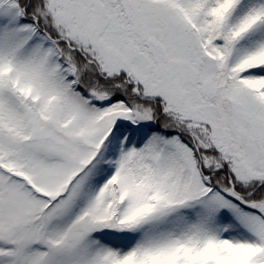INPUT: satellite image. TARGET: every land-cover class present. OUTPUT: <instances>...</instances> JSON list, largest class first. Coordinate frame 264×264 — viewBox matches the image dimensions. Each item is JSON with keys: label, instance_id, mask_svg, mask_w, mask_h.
Here are the masks:
<instances>
[{"label": "snow or ice", "instance_id": "1", "mask_svg": "<svg viewBox=\"0 0 264 264\" xmlns=\"http://www.w3.org/2000/svg\"><path fill=\"white\" fill-rule=\"evenodd\" d=\"M0 264H264V0H0Z\"/></svg>", "mask_w": 264, "mask_h": 264}]
</instances>
